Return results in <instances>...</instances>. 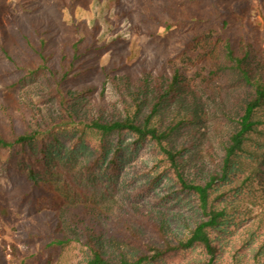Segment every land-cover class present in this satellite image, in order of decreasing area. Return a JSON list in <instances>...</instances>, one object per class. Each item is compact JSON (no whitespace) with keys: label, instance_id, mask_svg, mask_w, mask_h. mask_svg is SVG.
I'll use <instances>...</instances> for the list:
<instances>
[{"label":"trees","instance_id":"trees-1","mask_svg":"<svg viewBox=\"0 0 264 264\" xmlns=\"http://www.w3.org/2000/svg\"><path fill=\"white\" fill-rule=\"evenodd\" d=\"M92 1L47 0L64 6L72 18L76 7L86 9ZM252 3L249 14L255 21L264 16V0ZM106 4L117 6L120 0ZM25 6L22 10L32 15L41 8L29 2ZM5 7L0 6V32L3 21L17 25L23 44L42 61L31 72H47L52 83L41 99L47 114L44 117L38 106L34 127L21 112L17 130L15 116L0 101L8 124L6 132L0 124V161L2 151L15 154L18 166L24 161L29 190L42 194L48 206L72 223L70 230L45 240V264H53L51 251L59 248L66 254L72 244L80 246L77 264H162L195 249L201 255L198 264H243L241 259L248 254L253 264H264V48L244 40L243 35L251 32L250 17L239 26V38L221 41L219 51L209 45V56H198V61L209 59L216 66L209 79L220 72L226 75L225 83L227 79L233 83L223 93L210 95L190 75L187 65L193 59L186 49L184 58L167 68L123 69L133 59L129 54L121 58L123 63L106 69L89 56L94 48H103L96 45L98 24L62 31L50 19L43 28L33 17L25 31L21 14L7 3ZM168 11L172 19L168 27L181 23L173 7ZM220 26L225 30L230 23L223 19ZM216 51L218 58L212 56ZM209 99L227 125L223 138L209 122ZM86 133L100 141L131 135L135 145L150 144L156 179L170 174L189 202L190 213L180 211L181 206L152 212L133 204V216L118 207L130 219L114 215V199L56 166L51 156L50 146L62 143L60 135ZM119 150L115 149L112 164L119 162ZM107 154L102 148L98 157Z\"/></svg>","mask_w":264,"mask_h":264},{"label":"rangeland","instance_id":"rangeland-1","mask_svg":"<svg viewBox=\"0 0 264 264\" xmlns=\"http://www.w3.org/2000/svg\"><path fill=\"white\" fill-rule=\"evenodd\" d=\"M28 2L29 5L39 4L41 7L35 15L22 10ZM5 3L14 7L17 15L21 14L19 21L25 31H29L33 17L43 28L50 19L62 31L73 29L76 25L92 27L98 24L96 45L102 44L103 48H94L89 54L98 67L108 69L123 63L121 58L132 54V61L124 64L123 69L167 68L170 63L182 60L186 49L193 59L187 65L190 75L210 95L219 91L223 93L233 83L230 79L225 83L226 75L220 72L209 79V72L216 68L214 62L209 59L198 61V56L203 53L209 56V45H216L219 51L221 41L239 38V26L249 21L250 17L251 32L243 35L244 40L254 41L264 48V16H256L254 21L249 14L254 9L252 0H120L117 6H108L106 0H93L86 9L76 7L74 18L64 6L48 3L47 0H20L18 3L17 0H0V6L6 8ZM170 7L178 12L181 23L168 27V23L172 22L168 11ZM223 19L230 23L225 30L220 26ZM3 22L4 31L0 32V101L15 116L17 130L21 127L17 120L21 112L34 127L38 106L44 117L47 114L48 106L41 99L45 90L51 89L52 83L47 72H31L42 65L41 59L33 53L32 48L23 44L17 25ZM86 41L89 42V39ZM217 51L212 55L214 58H218ZM209 104V122L218 131V137L223 138L227 125L217 104L212 99H209ZM1 115L0 111V124L6 132L7 119ZM60 140L62 143L55 142L50 146L55 165L71 170L84 183L96 186L106 198L114 199V215H121L124 220L130 219L122 211L119 212L118 207L133 216V204L152 212L159 209L167 212L181 206L180 211L190 213L189 202L185 195L179 194L173 177L168 174L156 179L155 171L151 168L154 152L147 142L135 145L131 135L100 141L92 133L60 135ZM101 147L108 151L106 158L98 157ZM117 147H120L117 156L119 162L112 164L111 157ZM1 153L0 264H20L21 261L25 264H45L48 253L44 247L45 240L52 233L62 235L60 230H70L72 223L63 220L65 215H58L48 206V202L41 198L42 194L29 190L24 161L18 166L15 154L7 151ZM50 165L53 166V162ZM79 247L72 244L66 254L59 248L51 251L53 264H77ZM200 259V251L195 249L173 255L162 264H198ZM241 260L243 264L254 263L250 254Z\"/></svg>","mask_w":264,"mask_h":264}]
</instances>
